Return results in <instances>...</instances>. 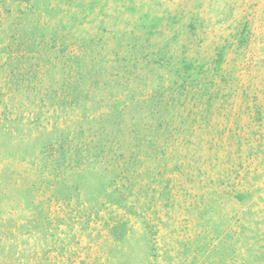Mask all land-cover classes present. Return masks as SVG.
Here are the masks:
<instances>
[{
  "label": "rangeland",
  "instance_id": "374dc122",
  "mask_svg": "<svg viewBox=\"0 0 264 264\" xmlns=\"http://www.w3.org/2000/svg\"><path fill=\"white\" fill-rule=\"evenodd\" d=\"M0 264H264V0H0Z\"/></svg>",
  "mask_w": 264,
  "mask_h": 264
}]
</instances>
